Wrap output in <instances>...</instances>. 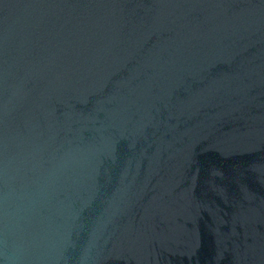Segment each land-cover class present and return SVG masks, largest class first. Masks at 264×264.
<instances>
[{"label":"water","instance_id":"obj_1","mask_svg":"<svg viewBox=\"0 0 264 264\" xmlns=\"http://www.w3.org/2000/svg\"><path fill=\"white\" fill-rule=\"evenodd\" d=\"M0 264H264V0H0Z\"/></svg>","mask_w":264,"mask_h":264}]
</instances>
